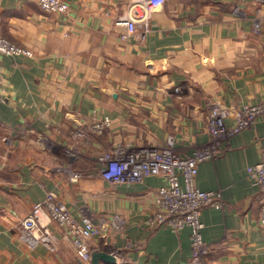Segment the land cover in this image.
<instances>
[{
  "label": "crops",
  "instance_id": "1",
  "mask_svg": "<svg viewBox=\"0 0 264 264\" xmlns=\"http://www.w3.org/2000/svg\"><path fill=\"white\" fill-rule=\"evenodd\" d=\"M65 1L67 15L47 13L35 0H0L2 34L33 52L0 55V264H83L47 216L50 245L23 237L20 221L48 192L78 219L123 220L120 232L91 241L92 253L116 255L117 264H190L189 228L149 224L166 178L115 185L102 178L99 158L119 144L159 147L171 135L176 152L191 155L213 142L214 103L264 100V2L165 0L147 11L146 0ZM136 9L150 27L143 43L122 39L121 20ZM104 117L112 125L103 134L76 137ZM219 145L197 178L223 201L202 212L210 252L200 262L264 264V192L248 179L264 153V121Z\"/></svg>",
  "mask_w": 264,
  "mask_h": 264
},
{
  "label": "built area",
  "instance_id": "2",
  "mask_svg": "<svg viewBox=\"0 0 264 264\" xmlns=\"http://www.w3.org/2000/svg\"><path fill=\"white\" fill-rule=\"evenodd\" d=\"M35 1L47 13L67 15L70 12V5L65 0ZM164 2L165 0H146L145 6L149 11L162 6ZM139 19L143 21L141 27L138 25ZM121 23L127 27V32L122 36L123 40L134 35L138 42L143 43L145 34L150 31L144 14L137 9L131 16L121 20ZM0 55L32 57L33 52L6 38L0 28ZM4 102L5 99L0 96V105ZM229 119H233V122L229 123ZM259 121H264V100L245 103L239 108L214 103L208 118L212 143L196 149L188 156H181L176 152V139L173 135L159 147L132 149L119 144L112 151L104 152L100 156V174L104 180L115 185L140 183L150 176L165 177L167 184L158 188L153 199L154 215L149 219V224L155 228L167 226L174 231L189 228L192 244L190 264H201L200 261L210 252L203 239L202 212L207 207H221L223 201L220 191H204L198 187L200 165L222 152L219 145L221 140L230 139L253 128ZM111 125L110 117L98 119L88 130L78 131L76 137L84 138L88 133L103 134ZM248 179L252 185L264 192V153L261 161L248 169ZM44 216L54 222L63 231L64 237L72 242L76 256L83 264L91 261L90 244L93 239L106 237L112 230L120 232L124 226L118 215L104 216L97 221L87 215L78 219L54 192H48L44 200L34 205L30 216L20 221L24 228L23 237L34 245H50V224L44 221ZM259 222L264 230V205Z\"/></svg>",
  "mask_w": 264,
  "mask_h": 264
},
{
  "label": "water",
  "instance_id": "3",
  "mask_svg": "<svg viewBox=\"0 0 264 264\" xmlns=\"http://www.w3.org/2000/svg\"><path fill=\"white\" fill-rule=\"evenodd\" d=\"M90 264H117V257L106 252H94Z\"/></svg>",
  "mask_w": 264,
  "mask_h": 264
}]
</instances>
